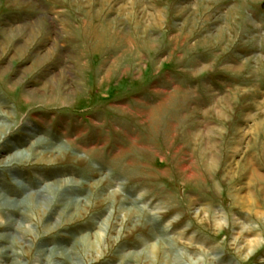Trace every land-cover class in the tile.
Segmentation results:
<instances>
[{"label": "rangeland", "instance_id": "obj_1", "mask_svg": "<svg viewBox=\"0 0 264 264\" xmlns=\"http://www.w3.org/2000/svg\"><path fill=\"white\" fill-rule=\"evenodd\" d=\"M222 1L0 0V264H264V5Z\"/></svg>", "mask_w": 264, "mask_h": 264}, {"label": "crops", "instance_id": "obj_2", "mask_svg": "<svg viewBox=\"0 0 264 264\" xmlns=\"http://www.w3.org/2000/svg\"><path fill=\"white\" fill-rule=\"evenodd\" d=\"M16 1H18V0H16ZM224 1H226V0H224ZM224 1H222V2H224ZM245 1L246 2L244 4L246 5L247 4V0H245ZM258 1H260L259 3L263 7L264 0H258ZM24 3H26V2H24ZM34 4H35V2H34ZM228 4H229L230 8L234 6V8H231V10H235V9L237 10L239 8L238 3H237L236 0L234 2L231 1V0H228ZM251 4H253V0H251ZM250 9L251 10H247L248 11V15L251 16V19H256L255 16H254V13H253L254 12L253 7L251 6ZM255 160H257V161H255L253 166H256L257 164H260L262 167H260V169H258V168L257 169H253V172L255 171V175H256V176H254L255 177L254 180L258 181V182L260 181L259 183L262 184L263 189H264V174H263L264 173V150L262 151V158H256ZM247 166H250L249 161H247ZM256 173H258V174H256ZM255 181H254V183H255Z\"/></svg>", "mask_w": 264, "mask_h": 264}]
</instances>
